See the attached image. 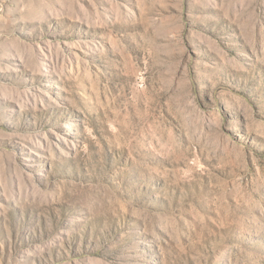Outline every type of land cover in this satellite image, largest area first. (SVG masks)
Here are the masks:
<instances>
[{"label":"rangeland","instance_id":"obj_1","mask_svg":"<svg viewBox=\"0 0 264 264\" xmlns=\"http://www.w3.org/2000/svg\"><path fill=\"white\" fill-rule=\"evenodd\" d=\"M0 264H264V0H0Z\"/></svg>","mask_w":264,"mask_h":264}]
</instances>
